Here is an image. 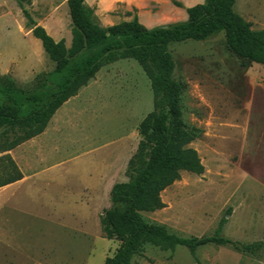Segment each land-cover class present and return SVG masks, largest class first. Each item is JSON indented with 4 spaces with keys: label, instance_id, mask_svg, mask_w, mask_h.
I'll list each match as a JSON object with an SVG mask.
<instances>
[{
    "label": "rangeland",
    "instance_id": "374dc122",
    "mask_svg": "<svg viewBox=\"0 0 264 264\" xmlns=\"http://www.w3.org/2000/svg\"><path fill=\"white\" fill-rule=\"evenodd\" d=\"M19 4L68 47L72 24L67 3L0 0V84L18 93L49 91L54 62L32 35ZM155 7L140 12L147 28L155 23ZM233 10L251 29L264 28V0H235ZM126 11L132 8L118 3L110 19H130ZM95 22L105 27L108 21L95 17ZM168 49L173 78L181 84L185 136L177 146L195 149L202 171L176 170L158 193L160 203L141 214L170 232L198 237L213 233L225 217L220 234L248 243L243 212L251 211L257 219L259 191L264 194V65L238 58L228 49L223 31L202 40L173 42ZM152 106L144 71L133 58L120 57L101 66L55 112L40 136L3 150L19 131L0 130V182L14 173L6 154L27 175L6 192L12 195L10 217L22 243L16 264H32L34 259L102 264L114 253L119 241L105 236L95 214L99 217L110 205V184L127 181L128 162L141 140L137 127ZM99 163L105 177L86 220L88 210L81 211L76 200L87 193L86 184H96ZM252 243H259L257 233ZM195 255L197 259L180 244L147 240L131 264H264L261 245L253 255L228 244L206 243Z\"/></svg>",
    "mask_w": 264,
    "mask_h": 264
},
{
    "label": "trees",
    "instance_id": "16d2710c",
    "mask_svg": "<svg viewBox=\"0 0 264 264\" xmlns=\"http://www.w3.org/2000/svg\"><path fill=\"white\" fill-rule=\"evenodd\" d=\"M234 1L204 0L187 7V18L183 21L147 28L139 21L134 7L125 12L130 19L103 27L95 22L94 9L84 0H66L72 24L68 47L64 39L55 40L19 4L32 35L54 62L48 75L53 88L18 93L0 84V130L19 131L3 150L41 133L55 111L106 62L131 57L150 82L153 106L138 124L141 140L128 162V179L113 184L110 205L99 215L101 231L107 238L119 241L114 253L106 256L102 264H131L134 254L147 240L183 245L195 259L196 248L206 243L228 244L250 253L257 249L258 243H242L221 235L225 217L213 233L198 237L170 232L141 214V210L160 203L158 193L175 178L176 170L202 171L196 150L177 146V141L185 135L181 84L173 78L174 59L169 44L202 40L223 31L228 49L238 58L264 65V28L251 29L233 10ZM174 4L181 5L177 1ZM5 158L14 173L1 181L0 186L22 177L11 156L6 154Z\"/></svg>",
    "mask_w": 264,
    "mask_h": 264
},
{
    "label": "crops",
    "instance_id": "0c3cea01",
    "mask_svg": "<svg viewBox=\"0 0 264 264\" xmlns=\"http://www.w3.org/2000/svg\"><path fill=\"white\" fill-rule=\"evenodd\" d=\"M63 1L66 2V0ZM84 1L87 6L92 7L94 9V13L99 20L105 19L108 21L106 22L107 26L113 24V20L110 19L111 16L110 13L115 10L118 3H124L131 8L132 7L136 8L139 21H140L141 11L147 9L151 5L156 6L155 9L153 10L155 23L151 27L158 25H166L177 21H183L187 18L186 8L195 5L197 3H201L200 2L201 0H84ZM173 1H177L181 5H175ZM165 9L167 10V13H165ZM84 86L86 85H83L82 87ZM82 87H80L79 90ZM76 94L68 98L61 106H63L66 102H68V100H70L72 97L76 96ZM54 114L52 115V117L54 116ZM43 132L44 130L36 136L37 137L40 136V134H42ZM18 168L22 174V177L13 182L0 186V264H16V259L18 255H20L19 251L22 249V243L18 236L19 235L18 227L15 224L14 220L12 221L9 212L10 208H12L11 207L12 195L6 194L8 189L18 186L22 184L24 181H26L27 175L21 170L20 167ZM101 168H102L101 164L99 163V168H97L98 170L95 173V177H94L96 184H91V183L86 184L84 189L87 190V193L84 194L82 197H80L78 200H76L80 203L79 208L81 211L86 212L88 210V216L86 217V220H88L91 215L90 203L97 200V196L100 194V187L102 185L101 180H103V178L105 177L104 174L100 173L102 170ZM113 184L114 183H111L110 186L107 188L106 190L107 195L110 193ZM262 186L264 191V184ZM259 192L260 193H259L257 219L254 218L253 212L244 211L243 221H242L243 230L248 229L249 231V233L247 234L248 243H252L253 237L257 233V237L259 240L257 246L258 248L254 251V253L248 252L253 255L257 254V250L259 249L260 245L264 246V194L262 196L261 193L262 191L260 190ZM63 199H67V198H65L63 195ZM95 217L96 220L97 219L99 220L97 214H95ZM32 264H52V263L43 261L42 259H37V260L34 259ZM58 264H74V263L73 261H66V262L60 261Z\"/></svg>",
    "mask_w": 264,
    "mask_h": 264
}]
</instances>
